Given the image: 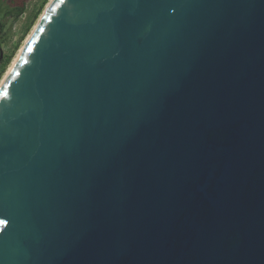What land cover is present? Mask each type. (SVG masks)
Listing matches in <instances>:
<instances>
[{
    "label": "water",
    "instance_id": "95a60500",
    "mask_svg": "<svg viewBox=\"0 0 264 264\" xmlns=\"http://www.w3.org/2000/svg\"><path fill=\"white\" fill-rule=\"evenodd\" d=\"M0 264H264V0H51L0 85Z\"/></svg>",
    "mask_w": 264,
    "mask_h": 264
},
{
    "label": "rangeland",
    "instance_id": "374dc122",
    "mask_svg": "<svg viewBox=\"0 0 264 264\" xmlns=\"http://www.w3.org/2000/svg\"><path fill=\"white\" fill-rule=\"evenodd\" d=\"M49 0H26L24 13L19 16L15 12L8 13L15 5L11 0H0V52L3 62L0 64V80L6 73L14 56L23 41L38 21ZM9 57V58H8ZM7 60V63L4 62Z\"/></svg>",
    "mask_w": 264,
    "mask_h": 264
},
{
    "label": "bare ground",
    "instance_id": "6f19581e",
    "mask_svg": "<svg viewBox=\"0 0 264 264\" xmlns=\"http://www.w3.org/2000/svg\"><path fill=\"white\" fill-rule=\"evenodd\" d=\"M50 1H51V0L48 1V3H47V5L45 6L44 10L46 9V7H47L48 4L50 3ZM44 10H43V11H44ZM42 13H43V12H42ZM38 19H39V18H38ZM36 23H37V22H36ZM35 26H36V24L33 26V28L31 29V31L28 33L27 37L25 38V40L23 41L22 45L20 46L18 52H17L16 55L14 56V58H13L11 64L9 65V67H8V69H7V71H6V73L3 75L2 79L0 80V85H1V83L3 82L4 78L6 77V75H7V74L10 72V70L12 69L14 63L16 62V60H17V58H18V56H19L21 50L23 49V47H24L26 41H27L28 38L30 37V35H31L33 29L35 28Z\"/></svg>",
    "mask_w": 264,
    "mask_h": 264
},
{
    "label": "trees",
    "instance_id": "16d2710c",
    "mask_svg": "<svg viewBox=\"0 0 264 264\" xmlns=\"http://www.w3.org/2000/svg\"><path fill=\"white\" fill-rule=\"evenodd\" d=\"M25 1L26 0H11V3L10 4L12 5V7H13V5H15V6L13 7L12 10H10L9 12H7V14L8 13L15 12V15L16 16H19L25 10ZM5 63H7V60L4 62V66H5Z\"/></svg>",
    "mask_w": 264,
    "mask_h": 264
},
{
    "label": "flooded vegetation",
    "instance_id": "af4514ba",
    "mask_svg": "<svg viewBox=\"0 0 264 264\" xmlns=\"http://www.w3.org/2000/svg\"><path fill=\"white\" fill-rule=\"evenodd\" d=\"M24 13V12H23ZM0 27H2V24L0 25ZM1 54V52H0ZM3 62V59H2V54H1V58H0V64Z\"/></svg>",
    "mask_w": 264,
    "mask_h": 264
}]
</instances>
